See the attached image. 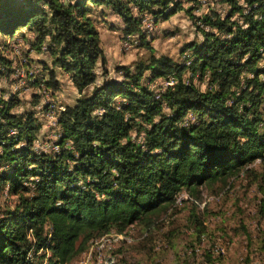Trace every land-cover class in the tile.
Here are the masks:
<instances>
[{"label":"trees","instance_id":"trees-1","mask_svg":"<svg viewBox=\"0 0 264 264\" xmlns=\"http://www.w3.org/2000/svg\"><path fill=\"white\" fill-rule=\"evenodd\" d=\"M221 1L229 5L225 14L189 11L204 26L203 40L187 46L191 65L152 54L134 70L120 67L122 80L98 83L96 66L105 59L90 4L111 7L124 36L139 34L143 45V14L166 20L181 3L0 0V33L12 37L28 26L36 50L49 38L53 64L79 92L59 113L57 152L36 149L34 111L15 112L20 99L0 95V190L8 184L18 195L13 208L0 210V264H41L29 257L40 250L51 252L47 264H66L94 237L124 232L182 188L198 196L199 185L264 159V0ZM45 70L49 78L32 84L58 88L55 68ZM159 78L173 81L155 93L149 84ZM190 113L195 119L186 122ZM136 128L144 130L141 141L131 134Z\"/></svg>","mask_w":264,"mask_h":264},{"label":"rangeland","instance_id":"rangeland-1","mask_svg":"<svg viewBox=\"0 0 264 264\" xmlns=\"http://www.w3.org/2000/svg\"><path fill=\"white\" fill-rule=\"evenodd\" d=\"M178 1L181 10L166 20L155 22L151 14H143L141 27L146 33L143 45L139 34L124 36V23L111 7L90 4V16L98 29L105 59L96 66L98 83L104 79L122 80L120 67L134 70L137 62H148L152 54L168 55L178 63L191 65L193 51L187 46L203 40L200 27L204 26L199 27L200 22L195 23L189 11L195 16L213 9L225 14L229 5L221 0ZM34 40L35 34L28 26L12 37L0 33L3 61H0V95L6 98L16 95L20 99L13 109L15 112L34 111L41 125L35 148L57 152L61 149L59 113L79 95L69 82L70 75L53 64L49 38L40 50L32 48ZM47 66L55 68L58 88L32 84L36 77L49 78ZM186 73V77L191 76L189 70ZM172 81L159 78L149 85L155 93H160ZM194 82L206 89V81L199 79V75L194 77ZM92 89L93 86L89 87L87 93ZM123 99L119 97L117 101ZM186 119L189 122L195 116L190 113ZM143 131L136 128L131 134L141 141ZM71 145L67 143L68 147ZM3 168L0 165V170ZM198 189L197 196L182 188L172 202L131 224L124 232L112 230L94 237L83 252L66 264H264V159L231 172L226 181L218 179L201 184ZM17 202L18 195L10 194L8 184L5 185L0 190V210L13 208ZM50 256L51 252L45 250L29 254L30 259L41 264H47Z\"/></svg>","mask_w":264,"mask_h":264},{"label":"crops","instance_id":"crops-1","mask_svg":"<svg viewBox=\"0 0 264 264\" xmlns=\"http://www.w3.org/2000/svg\"><path fill=\"white\" fill-rule=\"evenodd\" d=\"M70 84H71V86H72V88H73V90L79 95V92H78V90L76 89V87L72 84V81H71V79H70ZM67 104H69V103H67Z\"/></svg>","mask_w":264,"mask_h":264}]
</instances>
